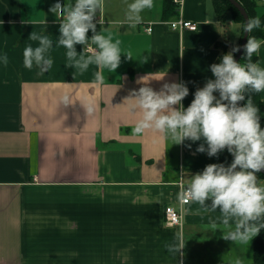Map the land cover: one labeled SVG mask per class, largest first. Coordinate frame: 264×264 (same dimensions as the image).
Listing matches in <instances>:
<instances>
[{"label": "crops", "instance_id": "obj_1", "mask_svg": "<svg viewBox=\"0 0 264 264\" xmlns=\"http://www.w3.org/2000/svg\"><path fill=\"white\" fill-rule=\"evenodd\" d=\"M103 2L104 34L133 58L122 54L120 66L101 69L97 81L94 65L74 76L63 47L50 50L51 70L26 68L23 48L37 43L30 33L59 35L49 9L54 0H0V52L9 57L0 65V264H223L237 252L251 264L255 237L239 246L224 240L227 226L218 211L191 202L183 208V227L166 224L168 206L182 209L187 175L221 163L224 151L209 157L196 151L200 142L171 145L152 130L132 135L139 114L131 110L133 100L125 101L152 74L148 83L157 91L166 82H187V107L212 77L209 66L241 45L242 23L230 10L219 12L215 0L175 3L178 12L167 19L165 0H153L131 27L124 22L126 0ZM257 15L264 20V0ZM179 18L197 23V30L166 25ZM26 19L34 23L23 24ZM255 55L264 67V43ZM64 94L71 106L60 102ZM260 99L264 114V92ZM84 101L94 102L93 114H86ZM176 233L187 240L179 256L165 248Z\"/></svg>", "mask_w": 264, "mask_h": 264}, {"label": "clouds", "instance_id": "obj_2", "mask_svg": "<svg viewBox=\"0 0 264 264\" xmlns=\"http://www.w3.org/2000/svg\"><path fill=\"white\" fill-rule=\"evenodd\" d=\"M152 7L153 0H126L124 22L135 27L142 21L144 11ZM49 9L59 24V35L53 40L47 31L33 30L29 41L37 43L28 42L23 48L26 68L35 66L45 72L51 70L54 59L50 50L54 46L63 47L65 66L75 70L74 76L94 65L97 70L93 76L100 81L103 79L101 69L115 71L121 64L122 54L133 58L130 52H122L119 40L104 34L101 27L103 0H54ZM98 11L100 19L97 22ZM22 23L32 25L34 21L26 19ZM261 24V17L257 15L249 16L240 25L243 34H250L247 42L233 46L209 66L212 77L206 79L203 87L196 88L187 107L183 103L190 94L187 82H166L157 91L148 83L152 74L141 77L138 83L143 86L132 89L125 100H133L131 110L139 114L132 135L152 130L163 134L171 145L190 140L200 142L196 151L206 152L209 157L219 158L225 150L232 156L230 163H209L201 171L189 173L181 199L196 202L212 212L218 211V219L227 226V231L222 230V238L234 242L235 246L248 244L264 230V179L258 176L264 170V126L261 123L264 114L252 98V94L264 92V67L252 60L264 43V37L252 35ZM78 44L83 46L81 51L77 50ZM241 48L246 63L235 59V53ZM8 63V54L0 52V65ZM241 101L246 102L242 104ZM60 102L71 106V96L64 94ZM82 107L88 115L95 111L92 101H84ZM186 242L181 233H176L165 243V248L168 253L179 256ZM249 260L245 254L237 252L227 261L223 257V264H247Z\"/></svg>", "mask_w": 264, "mask_h": 264}, {"label": "trees", "instance_id": "obj_3", "mask_svg": "<svg viewBox=\"0 0 264 264\" xmlns=\"http://www.w3.org/2000/svg\"><path fill=\"white\" fill-rule=\"evenodd\" d=\"M217 2V9L219 12H225L227 10H230L234 16L236 21H239L241 23H244V18L241 16L239 11L228 1V0H215ZM238 1L247 11L249 16L255 17L257 16V3L261 0H236ZM177 7L174 3V0H165V7H164V18H169L174 16L177 13ZM262 20L261 27L258 29H254L252 32L253 36L256 37H264V20ZM236 54V53H235ZM244 59V54L240 60L241 63H246V61H243ZM252 60L258 61V57L254 54L252 57ZM252 98L254 103L259 106L260 110L263 106L262 101L260 99V93H254L252 94ZM245 103L246 101H242ZM262 126H264V117L262 116L261 120ZM230 156L227 154V151L225 150L221 156V163L222 162H229ZM230 163V162H229ZM263 242H264V230L260 232L259 235L255 237V244H254V254H253V261L251 264H264V257L261 256L262 249L263 247Z\"/></svg>", "mask_w": 264, "mask_h": 264}, {"label": "built area", "instance_id": "obj_4", "mask_svg": "<svg viewBox=\"0 0 264 264\" xmlns=\"http://www.w3.org/2000/svg\"><path fill=\"white\" fill-rule=\"evenodd\" d=\"M184 1L185 0H174V3L180 5V7H183ZM166 25L168 27H170L171 30L180 31V32H184L186 30L196 31L198 28L197 23L185 20L183 18H179L176 21L166 22ZM146 31L151 33L152 32V26L147 27ZM184 186L185 185L182 183L181 184L182 191H183ZM190 203H191V201L185 202L181 199V201H180L181 208H182L181 210H178V209L174 208L173 206H168L166 208V224H167V226L178 227V228L183 227V220H184L183 208H184V206H187Z\"/></svg>", "mask_w": 264, "mask_h": 264}, {"label": "water", "instance_id": "obj_5", "mask_svg": "<svg viewBox=\"0 0 264 264\" xmlns=\"http://www.w3.org/2000/svg\"><path fill=\"white\" fill-rule=\"evenodd\" d=\"M228 1L239 11V13L241 14V16L244 18V21H246L248 19V17H249V14L245 10V8L238 1H236V0H228ZM249 35L250 34H248V33H245L243 35V39H242L241 45H244L247 42V39H248ZM243 54H244V50H243V48H241V51L240 52H237V54L235 56V59L238 62H240ZM240 103L243 104L242 101ZM260 174H263L264 175V170H262Z\"/></svg>", "mask_w": 264, "mask_h": 264}, {"label": "rangeland", "instance_id": "obj_6", "mask_svg": "<svg viewBox=\"0 0 264 264\" xmlns=\"http://www.w3.org/2000/svg\"><path fill=\"white\" fill-rule=\"evenodd\" d=\"M227 154L230 156L229 162H231V160H232V156H231L228 152H227ZM259 175L262 176V177L264 178V175H263V174H260V173H259ZM183 216H184V214H183ZM183 225H184V220H183ZM263 247H264V242H263ZM262 253H263V254H261V256L264 257V248L262 249ZM263 259H264V258H263Z\"/></svg>", "mask_w": 264, "mask_h": 264}]
</instances>
